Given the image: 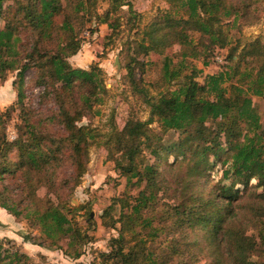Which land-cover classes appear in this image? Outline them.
<instances>
[{
    "label": "trees",
    "instance_id": "obj_1",
    "mask_svg": "<svg viewBox=\"0 0 264 264\" xmlns=\"http://www.w3.org/2000/svg\"><path fill=\"white\" fill-rule=\"evenodd\" d=\"M95 1L0 0V78L14 73L20 107L14 140L6 128L14 107L0 113V207L37 229L38 245L79 258L90 237L65 211L76 210L68 198L96 143L126 180L115 198L119 217L105 223L117 236L100 254L102 263L194 264L205 253L203 264H264V122L253 104V97H264V40L242 44L231 34L258 18L262 0H165L141 32L130 0H106L102 15ZM123 5L127 28L136 29L121 50L124 78L149 117L129 116L121 128L111 120L102 132L77 122L108 92L103 72L96 64L73 67L68 58L93 15L111 30L110 40L118 35ZM173 45L179 50L168 54ZM151 53L161 60L149 83L141 55ZM218 56L223 69L197 80L194 60L207 68ZM29 68L31 82L55 101L45 122L23 106ZM65 160L73 173L58 180ZM28 260L18 252L0 254V264Z\"/></svg>",
    "mask_w": 264,
    "mask_h": 264
},
{
    "label": "rangeland",
    "instance_id": "obj_2",
    "mask_svg": "<svg viewBox=\"0 0 264 264\" xmlns=\"http://www.w3.org/2000/svg\"><path fill=\"white\" fill-rule=\"evenodd\" d=\"M133 10L139 14V19L135 21L139 31L146 26L153 16L158 14L159 10L166 7L165 0H130ZM94 9L97 14H103L108 4L106 0H96ZM128 5H123L117 12L121 15L120 33L113 36L110 40L111 30L106 24H101L95 15L90 21H87L80 33L82 42L77 52L68 58L73 67L89 69L92 64L101 68L103 81L108 89L102 103L93 107L92 113L81 118L77 124H88L102 132L109 128L110 121L113 120L121 128L129 116H134L145 120L149 117V110L134 97L125 80V55L121 51L125 48V42L134 37L136 31H130L127 28ZM3 21L0 20V27ZM231 34L233 39L241 40L243 44L254 37H261L264 40V0L259 3L258 18L253 23L243 24L241 28H232ZM141 35L139 34L138 37ZM179 46L173 45L166 50L168 54L177 52ZM148 61L142 76L144 82H154L160 71L159 62L161 56L151 53L148 56H142ZM201 73L196 75V79L202 81L207 73H215L223 69L222 57L218 56L208 65L202 67L200 60H194ZM34 77V70L29 68L25 74L23 83V106L34 110V116L42 122L47 121L56 109L55 101L52 97H46L43 94L44 87L34 84L31 79ZM14 73H8L4 78H0V113L9 109L10 120L6 124L7 135L9 140L16 137L15 123L19 121L20 107L17 104V90L13 81ZM151 92L156 94L158 88L150 87ZM255 110L260 114L261 121L264 122V97H253ZM152 127L156 124L152 123ZM49 128H58L50 125ZM173 138V135L168 137ZM172 158L169 156L168 161ZM86 170L80 177L79 183L75 186L73 193L68 200L72 208L66 210L68 217L77 221L80 226L90 237L84 246L83 254L76 259H71L63 254V249L55 245L43 246L38 245V231L33 228L25 219L14 216L4 208L0 207V254L6 252H18L28 257L30 264H112L111 262L102 263L100 254L109 252L111 246L109 240L117 236V229L106 226L113 219L119 217V204L115 203V198L122 196L126 189V180L120 176L115 168L114 163L107 159V151L103 146L96 143L90 145L85 164ZM73 173L71 162L65 160L58 172L57 179L65 178L70 180ZM161 196V191L154 189ZM46 192L45 187L38 189L37 194L43 196ZM135 193L133 189L130 191ZM81 206H83L81 208ZM113 206V207H112ZM106 211V212H105ZM118 226V225H116ZM119 227V226H118ZM33 236V237H31ZM63 245V243L61 242ZM64 247V246H63ZM209 258L205 253L197 256L194 264H203ZM14 264V263H12Z\"/></svg>",
    "mask_w": 264,
    "mask_h": 264
}]
</instances>
